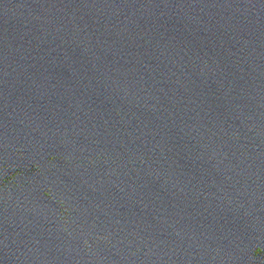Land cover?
Instances as JSON below:
<instances>
[{"label": "water", "instance_id": "95a60500", "mask_svg": "<svg viewBox=\"0 0 264 264\" xmlns=\"http://www.w3.org/2000/svg\"><path fill=\"white\" fill-rule=\"evenodd\" d=\"M0 264H264V0H0Z\"/></svg>", "mask_w": 264, "mask_h": 264}]
</instances>
